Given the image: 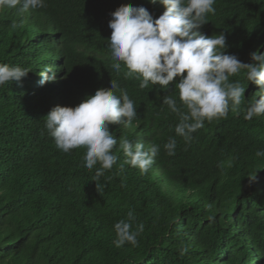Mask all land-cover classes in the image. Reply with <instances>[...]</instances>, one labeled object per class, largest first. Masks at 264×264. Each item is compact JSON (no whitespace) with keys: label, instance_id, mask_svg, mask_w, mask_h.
Wrapping results in <instances>:
<instances>
[{"label":"trees","instance_id":"1","mask_svg":"<svg viewBox=\"0 0 264 264\" xmlns=\"http://www.w3.org/2000/svg\"><path fill=\"white\" fill-rule=\"evenodd\" d=\"M45 3L23 14L0 11V64L29 71L0 85V264H264V157L255 155L264 150V117L243 118L258 87L243 71L231 77L246 88L240 111L206 121L185 143L175 133L178 117L162 104L170 94L179 106V78L167 91L140 89L139 80L123 78V65L119 75L112 69L106 41L118 7L143 6L155 19L165 11L159 0ZM214 8L202 34L223 32L227 53L243 63L264 53V0H215ZM46 67L56 80L41 86ZM111 79L137 118L128 128L109 125L119 159L93 181L86 150L57 149L43 119L109 88ZM169 137L177 140L173 156L163 147ZM120 138L160 146L147 173L124 163ZM129 211L132 230L142 224L143 232L136 246L118 248L114 224Z\"/></svg>","mask_w":264,"mask_h":264},{"label":"clouds","instance_id":"2","mask_svg":"<svg viewBox=\"0 0 264 264\" xmlns=\"http://www.w3.org/2000/svg\"><path fill=\"white\" fill-rule=\"evenodd\" d=\"M157 3V0H151ZM165 11L153 18L143 6L121 5L112 12L106 40L111 51L112 69L123 78L139 80V88L149 84L167 91L177 78L175 88L179 90L178 106L173 95L163 97L162 104L175 113L178 124L175 133L185 143H190L193 133L204 123L227 118L229 111L239 112L246 88L239 81L231 80L245 73L246 80L259 89L249 100L243 118L252 121L264 117V53H252V63L241 62L236 55L227 53L226 36L223 32L207 37L200 28L208 23L209 14L215 13V0H159ZM46 7L45 0H0V11L17 9L20 14ZM17 27L16 24L12 25ZM49 72L52 75L49 76ZM26 68L0 64V85L19 82L28 75ZM40 85L55 82L56 72L46 67L39 73ZM120 93L118 96L117 93ZM136 106L117 80L107 89H98L75 107L56 106L43 119L57 149L64 153L84 148L83 166L95 168L94 180L111 170L119 157L114 154L118 140L109 132V125L128 128L137 118ZM169 156L175 155L177 140L169 137L163 145ZM119 150L126 159L124 163L147 173L155 162L160 146L150 143L132 142L120 138ZM256 157H264V150H257ZM231 167V162H228ZM223 167V162L221 163ZM257 171L249 172L255 180ZM135 217L129 211L126 220L114 224L116 247L126 243L138 244L137 237L143 225L132 230Z\"/></svg>","mask_w":264,"mask_h":264}]
</instances>
